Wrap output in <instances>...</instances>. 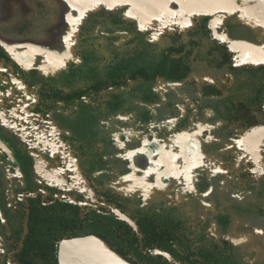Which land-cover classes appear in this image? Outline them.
I'll return each mask as SVG.
<instances>
[{
    "label": "rangeland",
    "instance_id": "rangeland-1",
    "mask_svg": "<svg viewBox=\"0 0 264 264\" xmlns=\"http://www.w3.org/2000/svg\"><path fill=\"white\" fill-rule=\"evenodd\" d=\"M100 8L115 13L122 24L133 22L134 29L157 43L159 49L172 42L174 32L181 34L180 42H186L193 20L209 15L207 27L212 37L235 51L234 65L240 67V73L208 65L207 39L193 48L189 72L181 83L158 79L145 85L153 100L133 105L130 100L138 101L133 86L125 88L121 98L126 114L119 113L113 121L104 107L94 119V146L106 154L108 162L97 170L93 184L109 189L113 201L116 203V198L121 205L126 203L128 209L167 206L192 225L207 220L211 236L223 235L237 245L241 243L247 263L264 262V218L244 210L250 201L261 199L264 124L250 129L223 126L225 100L252 98L260 82L264 83L259 72L243 69L264 65V0H0V43L26 69L59 76L69 65L79 64L81 27ZM132 33L104 19L88 33V41L101 65L110 66L128 56L135 44L127 43ZM206 86L220 93L203 95L202 87ZM260 98L264 107V86ZM173 108L178 115L171 119ZM144 109L149 111L145 120L139 113ZM73 113L72 118L77 116ZM185 115L189 123L183 125L180 120ZM257 116L263 120L261 113ZM211 118L218 120L212 122ZM90 120L82 117V124ZM82 132L89 139L88 127L82 126ZM240 171L243 178L235 186L232 176ZM221 207L231 215L225 233L215 219ZM249 242L252 247L247 246Z\"/></svg>",
    "mask_w": 264,
    "mask_h": 264
},
{
    "label": "flooded vegetation",
    "instance_id": "flooded-vegetation-1",
    "mask_svg": "<svg viewBox=\"0 0 264 264\" xmlns=\"http://www.w3.org/2000/svg\"><path fill=\"white\" fill-rule=\"evenodd\" d=\"M0 44L11 57L7 61L0 53V141L11 152L9 156L0 146V264H65L63 253L81 255L85 247L90 258H111L93 240L84 247L68 246L70 240L87 237L99 238L128 264H264L247 263L241 243L223 235L211 236L207 220L192 225L167 206L128 209L116 198L115 203L109 189L92 182L108 162L93 142L99 109H86L77 98L70 104L57 99L60 96H54V89H70L26 69ZM78 82L72 84L73 90ZM168 103L173 107L172 101ZM123 106L118 107V115L126 114ZM173 109L171 119L178 115ZM72 113L77 116L72 118ZM91 116L88 124H82V117ZM180 123H189L188 116ZM82 126L88 127L89 139ZM261 191L260 202L250 201L244 209L259 219L264 218ZM114 210L129 217L136 228ZM228 212L222 209L215 215L223 233L230 225Z\"/></svg>",
    "mask_w": 264,
    "mask_h": 264
},
{
    "label": "trees",
    "instance_id": "trees-1",
    "mask_svg": "<svg viewBox=\"0 0 264 264\" xmlns=\"http://www.w3.org/2000/svg\"><path fill=\"white\" fill-rule=\"evenodd\" d=\"M104 19L110 20L112 25L121 31L126 30L131 32L132 30L133 36L128 39L127 43L131 44L135 41V44L130 48L128 56L117 59L110 66L108 64L101 65L100 56L92 48V45H89L90 42L88 41L90 39L88 33L96 24H103ZM210 19L211 16L209 15H201L199 18L193 20L194 26L187 31L186 35L188 39L186 42H180L181 34L174 32L170 36L172 42L159 49L157 43H152L143 38V34L134 29L133 22L122 24L119 21L120 18L115 13L111 11L105 12V8H100V10L92 13L81 27L79 33L81 39L78 45L79 64L76 66L69 65L67 72L60 73L59 76L57 75V78L51 77V81L70 89L68 92L60 88L54 89V96L59 94L60 97L57 99L64 100L65 104H70L74 98H77L80 102L84 103L86 109L93 110L96 107L99 110H103L102 108L105 107L107 109L106 113L114 121L118 115V107L124 104L121 93H124L125 88L133 86L132 88L138 100H134V102L130 100L133 105H137V102L144 105L153 100L145 85L155 83L158 79L181 83L189 72L190 65L188 62H190L189 56L193 48L198 47L203 43L202 41H206L207 39L210 41V46L206 52L208 55V65H212L217 69L226 68L239 74L240 67L234 65L235 51H232L227 43H220L215 37H212L210 28L207 27ZM0 53L5 60L11 59L7 50L1 44ZM243 69L254 70V72L260 73V77H264V65L244 67ZM77 79H80L79 82ZM75 82H78L79 86L73 90L71 86ZM263 86L264 83L260 82V87L252 98L249 97L245 100L237 101H233L230 98L225 100L226 103H223L225 109L223 118L226 120L223 126L225 128L240 125L246 129H250L264 124V107L260 98ZM202 91L203 95H216L220 93L218 89L210 86L202 87ZM103 95H107L105 98L108 99H104ZM101 97H103L102 103L99 102ZM127 110L133 111L134 109L129 108ZM258 112L263 115L262 121L258 119ZM139 113L143 115L144 118L142 119L145 120L149 111L144 109L143 112L140 110ZM216 120L218 119L211 118L212 122ZM103 125L104 127L108 126V124ZM231 132L232 129L229 128L227 133L230 134ZM241 172L232 176L233 181L231 182L235 186L237 185L236 182L241 180L240 178H243V173ZM259 182L261 183V192L263 193L264 178L259 179ZM246 188L248 189V187Z\"/></svg>",
    "mask_w": 264,
    "mask_h": 264
},
{
    "label": "water",
    "instance_id": "water-1",
    "mask_svg": "<svg viewBox=\"0 0 264 264\" xmlns=\"http://www.w3.org/2000/svg\"><path fill=\"white\" fill-rule=\"evenodd\" d=\"M0 146L6 150V152L8 153L9 156H11V152H10L9 148L2 141H0ZM114 212L120 219L125 220L133 228H136L135 223L129 217L122 214L118 210H114ZM90 240L96 241L98 250H102V248H105L107 250V253L111 255V258L109 260L106 258H102L100 256H97L96 258H90L86 252L88 250L87 249L88 247H85L86 250H85V252L84 251L81 252V255H79V254L73 255V252H72V254H69V255H66L63 253V255H62L63 259L62 260H64V257H65L66 261L64 260V262L69 261L68 263H65V264H117V263L118 264H128L123 258L120 257L119 254H117L116 252H114L113 250H111L109 248L107 249L105 247L103 241L100 240L99 238L87 237V238L73 239V240L68 241V246L71 247V249H73V246H74V248L77 247V245H81L84 247V246L89 244L88 242ZM101 243H103V244H101ZM157 252H161V251H157ZM162 254L165 257L170 258L169 255L166 253H162Z\"/></svg>",
    "mask_w": 264,
    "mask_h": 264
},
{
    "label": "bare ground",
    "instance_id": "bare-ground-1",
    "mask_svg": "<svg viewBox=\"0 0 264 264\" xmlns=\"http://www.w3.org/2000/svg\"><path fill=\"white\" fill-rule=\"evenodd\" d=\"M66 261V260H65ZM69 261L65 262V263H68Z\"/></svg>",
    "mask_w": 264,
    "mask_h": 264
}]
</instances>
